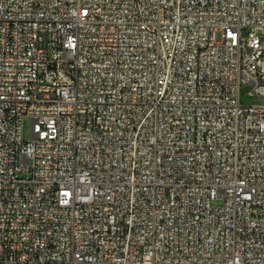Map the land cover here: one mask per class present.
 <instances>
[{
  "label": "built area",
  "instance_id": "obj_1",
  "mask_svg": "<svg viewBox=\"0 0 264 264\" xmlns=\"http://www.w3.org/2000/svg\"><path fill=\"white\" fill-rule=\"evenodd\" d=\"M0 264H264V0H0Z\"/></svg>",
  "mask_w": 264,
  "mask_h": 264
},
{
  "label": "rangeland",
  "instance_id": "obj_2",
  "mask_svg": "<svg viewBox=\"0 0 264 264\" xmlns=\"http://www.w3.org/2000/svg\"><path fill=\"white\" fill-rule=\"evenodd\" d=\"M241 101L244 103V104H250L252 103V99L249 98L248 96H246L245 93L242 94L241 96ZM256 102H263L261 100H256ZM31 120L29 117H26L23 121V138L25 140H29L30 137H31Z\"/></svg>",
  "mask_w": 264,
  "mask_h": 264
}]
</instances>
